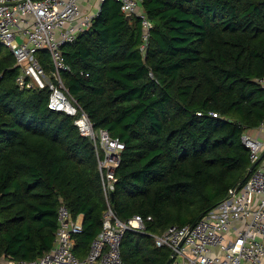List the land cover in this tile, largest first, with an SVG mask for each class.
Listing matches in <instances>:
<instances>
[{"label":"trees","instance_id":"trees-1","mask_svg":"<svg viewBox=\"0 0 264 264\" xmlns=\"http://www.w3.org/2000/svg\"><path fill=\"white\" fill-rule=\"evenodd\" d=\"M153 23L105 0L63 46L64 84L96 131L125 144L111 209L127 223L122 264H166L153 235L193 225L250 177L242 135L264 122V0H141ZM0 44V259L49 252L65 205L83 216L84 259L109 211L94 143L50 107L49 89L21 90ZM48 73V51L38 54ZM201 113V115H199ZM217 114V117L213 116ZM151 217V220L148 218Z\"/></svg>","mask_w":264,"mask_h":264},{"label":"built area","instance_id":"built-area-1","mask_svg":"<svg viewBox=\"0 0 264 264\" xmlns=\"http://www.w3.org/2000/svg\"><path fill=\"white\" fill-rule=\"evenodd\" d=\"M82 1L0 0V44L14 55L19 88L49 89L50 107L74 117L81 135L94 143L109 211L101 233L84 259L74 251L77 236L84 229L83 216L75 218L65 205H61L56 238L49 252L31 261L0 259V264H122L121 242L126 231H145V220L141 216L124 223L111 209L110 195L117 182L115 171L125 144L112 138L107 131L94 129L62 78L63 71L69 70L63 46L75 42L80 33L90 28L105 0H95L98 9L94 14L83 8ZM115 1L123 14L140 19L147 41L153 23L143 11L141 0ZM42 50L48 51L52 60L51 73L39 60ZM259 83L264 88V79ZM257 129L264 132V122ZM241 139L249 150L251 165L257 164L248 181L231 190L224 201L193 225H173L153 235L158 247L175 252L171 264H264V141L250 131Z\"/></svg>","mask_w":264,"mask_h":264},{"label":"crops","instance_id":"crops-1","mask_svg":"<svg viewBox=\"0 0 264 264\" xmlns=\"http://www.w3.org/2000/svg\"><path fill=\"white\" fill-rule=\"evenodd\" d=\"M94 1V2H93ZM82 6L84 9L87 8V6L92 7L93 12H96L97 8V3L95 0H83L82 1ZM251 134L255 137H258L260 140L264 141V132H260L258 129L251 131Z\"/></svg>","mask_w":264,"mask_h":264},{"label":"water","instance_id":"water-1","mask_svg":"<svg viewBox=\"0 0 264 264\" xmlns=\"http://www.w3.org/2000/svg\"><path fill=\"white\" fill-rule=\"evenodd\" d=\"M126 18L128 19V20H130V19H132V16H126ZM256 165L257 164H253L252 166H251V168H250V170H249V173H251L253 170H254V168L256 167ZM111 198H112V204L114 203V193H111ZM174 256H175V252H172L171 253V256H170V258H169V260L167 261V263L166 264H171V262H172V260H173V258H174Z\"/></svg>","mask_w":264,"mask_h":264},{"label":"rangeland","instance_id":"rangeland-1","mask_svg":"<svg viewBox=\"0 0 264 264\" xmlns=\"http://www.w3.org/2000/svg\"><path fill=\"white\" fill-rule=\"evenodd\" d=\"M93 2H94V1H93ZM96 8L98 9V3H97ZM85 10H86L89 14H94V13H95V12H93L92 7H89V6H87V8H86ZM3 50H4V52L7 51L6 48H4Z\"/></svg>","mask_w":264,"mask_h":264}]
</instances>
